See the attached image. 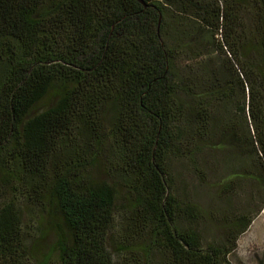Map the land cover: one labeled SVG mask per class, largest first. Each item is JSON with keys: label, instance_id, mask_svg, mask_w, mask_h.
I'll list each match as a JSON object with an SVG mask.
<instances>
[{"label": "trees", "instance_id": "16d2710c", "mask_svg": "<svg viewBox=\"0 0 264 264\" xmlns=\"http://www.w3.org/2000/svg\"><path fill=\"white\" fill-rule=\"evenodd\" d=\"M144 1L0 0V264H231L264 209V0Z\"/></svg>", "mask_w": 264, "mask_h": 264}, {"label": "rangeland", "instance_id": "374dc122", "mask_svg": "<svg viewBox=\"0 0 264 264\" xmlns=\"http://www.w3.org/2000/svg\"><path fill=\"white\" fill-rule=\"evenodd\" d=\"M177 164L181 173V176L178 178H181L185 184L188 185L186 192H189L201 206L211 209V211L215 212V215L218 216L217 208L221 200L218 198L217 190L200 183L197 176L194 175L183 162H177ZM253 190L254 187L252 182L248 180L241 182L240 189L237 193L238 196H232L235 207H232L234 209L230 210L234 211L235 209H240L243 211V209H247L248 205L251 204L254 205H251L252 209L254 207H256L254 209H257L261 204V200H252ZM213 234L216 237H220L223 234V229L219 226H215L212 231L208 233L209 237H211L210 239H212ZM51 239L52 235H49L45 238L44 243H47ZM122 240L123 238L118 233L113 237V244L111 246L114 258L113 264H135L128 259L125 253L122 254L117 250ZM228 260L231 264H264V209L256 214L248 230L239 237L237 248L229 253Z\"/></svg>", "mask_w": 264, "mask_h": 264}, {"label": "water", "instance_id": "95a60500", "mask_svg": "<svg viewBox=\"0 0 264 264\" xmlns=\"http://www.w3.org/2000/svg\"><path fill=\"white\" fill-rule=\"evenodd\" d=\"M142 4H144L145 7H147V4L144 0H139Z\"/></svg>", "mask_w": 264, "mask_h": 264}]
</instances>
